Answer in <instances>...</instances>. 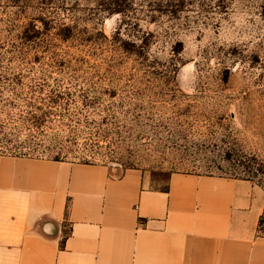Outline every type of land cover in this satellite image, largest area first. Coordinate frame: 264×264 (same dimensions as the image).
<instances>
[{
    "label": "rangeland",
    "instance_id": "374dc122",
    "mask_svg": "<svg viewBox=\"0 0 264 264\" xmlns=\"http://www.w3.org/2000/svg\"><path fill=\"white\" fill-rule=\"evenodd\" d=\"M2 155L264 188V0H0Z\"/></svg>",
    "mask_w": 264,
    "mask_h": 264
},
{
    "label": "crops",
    "instance_id": "0c3cea01",
    "mask_svg": "<svg viewBox=\"0 0 264 264\" xmlns=\"http://www.w3.org/2000/svg\"><path fill=\"white\" fill-rule=\"evenodd\" d=\"M264 188L0 156V264H264Z\"/></svg>",
    "mask_w": 264,
    "mask_h": 264
},
{
    "label": "trees",
    "instance_id": "16d2710c",
    "mask_svg": "<svg viewBox=\"0 0 264 264\" xmlns=\"http://www.w3.org/2000/svg\"><path fill=\"white\" fill-rule=\"evenodd\" d=\"M39 134H41V132H38L37 133V136ZM5 135H7V134H5ZM28 136H31V137H27L26 139H23V140H19L18 138H15V137H13L12 139H10V138H7V136H4L5 142H11V141L12 142H15L14 145H12V146H6V144H5L3 146L4 151H8L9 150V152H11V151L12 152H15V151H21V150H23L26 146L28 147L29 145L27 143H30V142L33 143V141H32V136L33 135L32 134H29ZM32 145H35V142ZM11 155H13V154H11ZM53 159L54 160H59L58 157H55ZM166 188H164V189L166 190ZM259 229L262 230V231H264V217H261V219L259 221Z\"/></svg>",
    "mask_w": 264,
    "mask_h": 264
}]
</instances>
